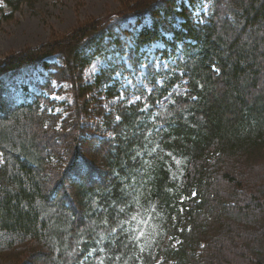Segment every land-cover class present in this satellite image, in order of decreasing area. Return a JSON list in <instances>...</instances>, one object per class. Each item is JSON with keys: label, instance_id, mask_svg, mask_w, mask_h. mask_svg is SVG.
Masks as SVG:
<instances>
[{"label": "trees", "instance_id": "16d2710c", "mask_svg": "<svg viewBox=\"0 0 264 264\" xmlns=\"http://www.w3.org/2000/svg\"><path fill=\"white\" fill-rule=\"evenodd\" d=\"M211 1L196 19L179 0H159L0 62V85L45 69L39 93L19 103L1 96L0 256L14 264H264V186L254 187V165L264 168V0ZM3 2L10 17L37 0ZM129 17L134 30H122ZM158 42L175 64L152 69V89L124 85L143 48ZM126 51L141 58L131 70L121 63ZM97 56L107 65L81 82ZM67 81L71 105L52 97ZM92 90L122 99L90 111L81 98ZM93 115L110 136L85 123Z\"/></svg>", "mask_w": 264, "mask_h": 264}, {"label": "rangeland", "instance_id": "374dc122", "mask_svg": "<svg viewBox=\"0 0 264 264\" xmlns=\"http://www.w3.org/2000/svg\"><path fill=\"white\" fill-rule=\"evenodd\" d=\"M193 1H197V3L200 1L198 4L196 3L198 9L194 11L195 15L203 11L210 13L213 8V2L210 0ZM185 2L189 4L192 0H185ZM156 3H159V0H37L32 8L23 6L20 11L9 17L10 8L5 6L3 0H0V62L2 63L3 60L9 62V59L13 61L26 57L31 52H36L43 47L46 49L54 48L53 46L58 47L60 40L70 39L76 31L82 32L85 29H92V27L100 25L103 21L111 23V18H114L115 15H127L132 13V9L145 6L152 7ZM127 21L121 25L122 28L130 29L134 23V18L129 17ZM162 47L163 44L156 43L146 49L147 52L142 58V64L136 69V72L133 71L132 74L124 76L123 84L131 89H135L140 85L152 89L151 83H148L152 68H159L160 65L164 68L169 65L168 68H170V64H175V62H171V58L166 59L155 56L157 49ZM123 60L127 68L131 70L136 67L135 61L140 62L141 58L136 59L134 55L126 53ZM49 62H59V59L51 57ZM102 64L103 60L96 57L92 64L84 70L81 82L91 83ZM37 79L39 78L35 71L31 70H25L12 77H5L0 85L2 98L13 103H19L26 93L38 92L35 85ZM76 81L79 84V77ZM63 90V93L54 94L52 97L71 105L74 99L73 85L67 81L63 85ZM184 91L183 88H173L171 93H183ZM131 97L135 100L138 94L134 93ZM120 98L121 96L107 99L104 93L99 94L97 91L92 90V92L82 96L81 103L90 111H97L98 106H103V110L108 111L112 110L113 104H116ZM171 99V96L165 97L161 101L160 107L166 105ZM3 103L4 101L0 97V108L2 106L5 109ZM59 108H62V106ZM85 123H88L93 128L94 133L100 137L111 135L104 125L103 116L93 115L91 119L87 118ZM0 163H3L1 155ZM254 170L255 176H259L254 181V187L264 186V168L254 165ZM0 264H14V262L9 261L3 255L0 256Z\"/></svg>", "mask_w": 264, "mask_h": 264}, {"label": "snow or ice", "instance_id": "6c2138e0", "mask_svg": "<svg viewBox=\"0 0 264 264\" xmlns=\"http://www.w3.org/2000/svg\"><path fill=\"white\" fill-rule=\"evenodd\" d=\"M129 83H131V82L129 81ZM135 99H140V97H135ZM117 119H119V117H117ZM113 231H115V229H113ZM141 235H143V233H141ZM137 239H139V237H137Z\"/></svg>", "mask_w": 264, "mask_h": 264}, {"label": "bare ground", "instance_id": "6f19581e", "mask_svg": "<svg viewBox=\"0 0 264 264\" xmlns=\"http://www.w3.org/2000/svg\"><path fill=\"white\" fill-rule=\"evenodd\" d=\"M116 29V28H115ZM2 95L0 94V97H1Z\"/></svg>", "mask_w": 264, "mask_h": 264}]
</instances>
